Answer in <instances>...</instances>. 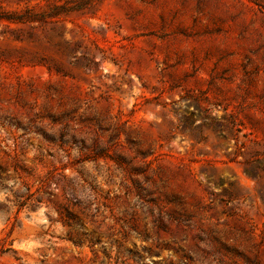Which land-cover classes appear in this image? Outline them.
Wrapping results in <instances>:
<instances>
[{
    "label": "rangeland",
    "instance_id": "rangeland-1",
    "mask_svg": "<svg viewBox=\"0 0 264 264\" xmlns=\"http://www.w3.org/2000/svg\"><path fill=\"white\" fill-rule=\"evenodd\" d=\"M26 9L0 264H264V0H0Z\"/></svg>",
    "mask_w": 264,
    "mask_h": 264
},
{
    "label": "trees",
    "instance_id": "trees-1",
    "mask_svg": "<svg viewBox=\"0 0 264 264\" xmlns=\"http://www.w3.org/2000/svg\"><path fill=\"white\" fill-rule=\"evenodd\" d=\"M49 15L50 16L47 17H53L56 14L52 13ZM44 18H45L44 15L35 14L28 9H26L22 13L8 14V13L0 12V20H5L8 22L19 23V24L43 22Z\"/></svg>",
    "mask_w": 264,
    "mask_h": 264
}]
</instances>
